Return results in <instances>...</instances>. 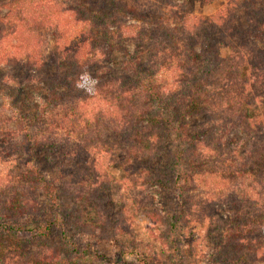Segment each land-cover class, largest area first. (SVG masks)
<instances>
[{"label":"trees","instance_id":"trees-1","mask_svg":"<svg viewBox=\"0 0 264 264\" xmlns=\"http://www.w3.org/2000/svg\"><path fill=\"white\" fill-rule=\"evenodd\" d=\"M196 1L223 5L201 17L186 10ZM0 68L2 84L47 93L28 94L22 107L0 90V237L46 238L59 226V250L72 261L108 264L84 237L110 221L89 222L82 204L118 183L139 209L176 185L185 203L161 239L167 247L191 216L184 192L203 187L211 196L197 202L199 217L208 207L229 210L204 261L264 264V0H0ZM168 144L171 184L150 167ZM44 149L58 174L72 173L57 185L37 167ZM42 197L50 220L33 218ZM130 247L120 263L157 258L148 246ZM55 250L42 258L57 259ZM24 256L9 251L0 264H26Z\"/></svg>","mask_w":264,"mask_h":264},{"label":"rangeland","instance_id":"rangeland-1","mask_svg":"<svg viewBox=\"0 0 264 264\" xmlns=\"http://www.w3.org/2000/svg\"><path fill=\"white\" fill-rule=\"evenodd\" d=\"M223 5V1H216L209 5H203L200 1L191 2L186 7V10L193 15L207 17L215 13ZM137 20V19H135ZM52 38L49 33L44 34L42 38V53L45 57L49 52V48L52 45ZM225 54V50H223ZM116 62L119 64L122 61V56L116 54ZM7 73L4 68H0V90L8 95L12 96L14 101H18L20 106L23 105V100L30 94H40L46 96V90L44 88H29L20 87L17 88L12 83L2 84L4 75ZM84 85L91 87L93 85L92 80L88 79ZM85 90V89H84ZM2 99L0 98V105ZM9 116V111H5ZM13 127V126H11ZM170 148L171 144H168L164 154L154 162L150 164V167L156 171V174L163 176L161 179L167 184L174 183V175H172L170 169ZM47 151L39 150L37 158V167L42 173L46 181L52 182L57 185L60 181V175H63L64 179H67L69 175V169H65L58 174V166L56 163H49L47 157ZM115 159V158H114ZM117 164V159H115ZM114 165L117 167V165ZM110 169L111 175L116 178H121L123 172L117 168ZM71 168V167H69ZM72 170V168H71ZM61 178V179H63ZM52 184V183H51ZM102 191V190H101ZM210 191L201 187L196 190H187L183 196L189 198V206L186 209L190 215L188 217V223L180 225L183 227V232L180 237L173 238L167 247H163L161 239L166 237L169 230V221L175 220L178 216L183 213L184 201L182 200L181 194L178 192L175 186H171L168 189H163V192H158L155 196V201H148L139 209L133 207L131 203V196L128 191L122 189L118 183L103 190L99 194V201H95L94 204L87 203L82 204L81 207L84 209L86 217L89 222H94L99 216L103 220L110 221L102 228L101 233L95 232L94 234L84 237L86 242L92 243L93 248L99 253L111 258V262L108 264H122L118 261V255H122L124 251H132L130 244L136 243L137 245L148 246L157 254V258L152 264H207L204 260H208V253L214 250L216 244L220 242L219 236L221 229L224 227L226 216L229 212L227 207L220 212L218 209L208 207L201 217L197 202L208 199ZM59 195V193L57 192ZM153 191L150 192L152 196ZM96 202H98L96 204ZM42 210L41 215L34 216V220L52 218L54 213L53 208L46 200L41 198ZM100 206V207H99ZM101 208V209H99ZM100 210L102 213H100ZM152 212H159L162 221L159 223H152L147 218V214ZM224 213L226 215H224ZM213 218V219H211ZM125 234H119L118 228H126ZM185 228V229H184ZM62 228L57 226L46 238L33 239L29 235H17L11 237H0V261L4 255L9 251H17L23 253L25 256L23 259L26 260V264H89L87 262L72 261V257L60 249L59 233ZM49 248L56 249L54 252L60 254V257L54 259L55 254H48L46 259L42 258V254ZM59 250V251H58ZM214 258V256H212ZM43 260H47L45 263ZM124 264H151L150 259L141 254H137L132 259H124ZM211 264H220V261H210ZM25 264V263H24Z\"/></svg>","mask_w":264,"mask_h":264}]
</instances>
